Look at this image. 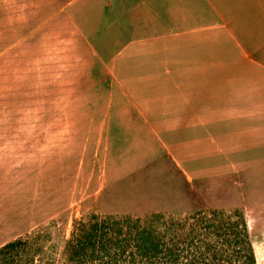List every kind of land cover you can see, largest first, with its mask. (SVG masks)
<instances>
[{
  "label": "crops",
  "instance_id": "1",
  "mask_svg": "<svg viewBox=\"0 0 264 264\" xmlns=\"http://www.w3.org/2000/svg\"><path fill=\"white\" fill-rule=\"evenodd\" d=\"M0 39L43 47L24 94L57 139L102 118L107 142H143L140 164L187 182L264 173V0H0Z\"/></svg>",
  "mask_w": 264,
  "mask_h": 264
},
{
  "label": "rangeland",
  "instance_id": "2",
  "mask_svg": "<svg viewBox=\"0 0 264 264\" xmlns=\"http://www.w3.org/2000/svg\"><path fill=\"white\" fill-rule=\"evenodd\" d=\"M42 49L0 39V249L19 241L0 264H67L74 222L93 214L184 218L209 210L242 212L257 264H264V207L249 206L244 196L264 193V173L251 174L246 190L227 180L187 182L171 167L140 164L154 159L143 142H107L102 118L91 133L79 127L77 141L57 139L62 129L43 125V111L24 94L27 64ZM95 146L101 159L89 155Z\"/></svg>",
  "mask_w": 264,
  "mask_h": 264
},
{
  "label": "trees",
  "instance_id": "3",
  "mask_svg": "<svg viewBox=\"0 0 264 264\" xmlns=\"http://www.w3.org/2000/svg\"><path fill=\"white\" fill-rule=\"evenodd\" d=\"M245 215L199 211L184 218L93 214L74 222L67 264H257ZM18 242L0 249V262Z\"/></svg>",
  "mask_w": 264,
  "mask_h": 264
}]
</instances>
